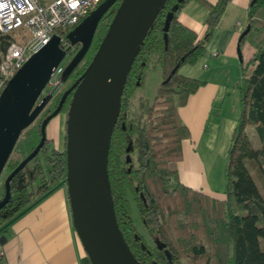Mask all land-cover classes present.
Segmentation results:
<instances>
[{
  "label": "trees",
  "instance_id": "1",
  "mask_svg": "<svg viewBox=\"0 0 264 264\" xmlns=\"http://www.w3.org/2000/svg\"><path fill=\"white\" fill-rule=\"evenodd\" d=\"M187 1H164L126 74L106 162L116 223L140 264H264V248L259 244V239H264V201L243 163L245 157L254 159L264 177V0H250L249 29L239 40L241 47L249 37L251 53L245 64L239 62V113L226 153L221 199L179 182L174 166L181 157V140L189 135L177 108L203 83L179 73L178 68L200 57L228 0H198L207 8L200 37L178 19ZM117 3L118 0L102 14L90 45L60 89L20 132L3 166L4 177L37 143L42 117L55 107L64 88L88 64ZM167 11L171 18L164 31ZM70 28H56L55 32L65 38ZM5 38L6 35L0 36V50ZM155 65L160 68L161 80L151 101H147L138 90L146 71ZM70 97L60 107L64 114ZM247 124L253 125L258 134L257 147L249 145ZM65 172L64 147L57 149L46 137L34 156L10 178L9 198L0 206V234L4 235L5 225L33 200L55 184L65 183ZM0 189L1 198L3 182ZM130 199L150 242L135 227Z\"/></svg>",
  "mask_w": 264,
  "mask_h": 264
},
{
  "label": "water",
  "instance_id": "2",
  "mask_svg": "<svg viewBox=\"0 0 264 264\" xmlns=\"http://www.w3.org/2000/svg\"><path fill=\"white\" fill-rule=\"evenodd\" d=\"M115 1H99L66 32L68 44L65 47L60 44L59 34L52 33L5 81L0 90V173L20 132L52 96L50 92L40 95L52 68L62 60L70 46L79 43L61 71L60 80L64 81L90 45L102 14ZM164 1L118 0L88 64L62 91L55 107L42 117L37 143L3 180L5 190L0 206L9 198L10 178L38 151L46 138L47 121L60 111L64 97L71 90L64 120L65 186L72 224L91 264H140L123 241L116 223L106 162L127 71ZM170 18L171 12L167 11L164 31ZM248 29L246 24L237 38L239 60L238 42ZM93 106L100 109L98 116L94 115ZM92 170L98 172L105 188L90 177ZM4 239L1 234L0 241Z\"/></svg>",
  "mask_w": 264,
  "mask_h": 264
},
{
  "label": "crops",
  "instance_id": "3",
  "mask_svg": "<svg viewBox=\"0 0 264 264\" xmlns=\"http://www.w3.org/2000/svg\"><path fill=\"white\" fill-rule=\"evenodd\" d=\"M249 3L250 0H228L200 57L178 68L179 73L203 83L177 108L189 135L181 140V157L174 162L176 177L184 185L219 199L224 197V164L239 113L241 76L236 43L247 24ZM206 13L207 8L200 1L188 0L178 19L200 37ZM240 50L241 56H250L251 46L250 50ZM233 87L237 92L230 100L229 89ZM63 115L51 118L46 131L59 150L64 146ZM5 227L0 264H91L73 227L62 181L33 200Z\"/></svg>",
  "mask_w": 264,
  "mask_h": 264
},
{
  "label": "built area",
  "instance_id": "4",
  "mask_svg": "<svg viewBox=\"0 0 264 264\" xmlns=\"http://www.w3.org/2000/svg\"><path fill=\"white\" fill-rule=\"evenodd\" d=\"M99 0H0V36L6 35L0 50V90L24 60L45 43L56 28L75 25ZM59 34V33H57ZM60 43L67 40L62 34ZM59 61L51 70L42 93L54 94L61 84ZM3 255L0 241V258Z\"/></svg>",
  "mask_w": 264,
  "mask_h": 264
},
{
  "label": "rangeland",
  "instance_id": "5",
  "mask_svg": "<svg viewBox=\"0 0 264 264\" xmlns=\"http://www.w3.org/2000/svg\"><path fill=\"white\" fill-rule=\"evenodd\" d=\"M74 48H75V46L71 49V52L73 51ZM245 48H248V50H250L249 37H246L244 39V41L241 43V48L240 49H242L244 51ZM71 52H68L62 58L61 61H62L63 64H65L67 62V59H68L69 55L71 54ZM248 55L249 54H246V55L245 54H242L241 61H242L243 64H245L247 62V60L249 58ZM160 80H161V72H160V68H159L158 65H155L154 67L148 69L146 71L145 76H144V79H143V81H144L143 82V86H142V88L140 90H138L139 91L138 92L139 95L141 97H143L145 100L151 101L152 97L154 96L156 86L158 85V83H159ZM229 90H230L229 98L231 100L233 98V96L235 95V92H237V88H234V89L231 88ZM131 101L134 102V99L131 100ZM59 113H63L64 114V112L59 111L55 115H57ZM143 115H145V114H143ZM54 116H52L51 118H53ZM51 118L47 121V123L45 125V134H46V136H48V134H47L46 131H47L48 123L51 120ZM63 118H65V115H63ZM63 124H64V122H63ZM245 133H246V136H247L249 145L251 147H257L259 145L260 140H259L258 134L255 131L253 125L247 124L245 126ZM18 138H20V135L18 136ZM63 138H64V135H63ZM64 139H62V140H64ZM63 147L61 149H63ZM13 155H14V153H13ZM243 163L246 166V168H247L248 172L250 173V175L252 176V178L254 179V182H255V184H256V186H257V188H258V190H259V192H260V194L262 196V199L264 201V177L262 176V174L259 171L258 164L254 161V159L247 158V157L243 158ZM4 173H5L4 172V169H2V171L0 173V184H1V182H3ZM0 194H1V189H0ZM130 205H131V216L133 218V222L135 224V227H136L137 231L144 236V238L146 239V241L150 242V238L146 234L145 228L142 225V223L140 222V218H139V216H138V214L136 212V207H135L134 202H133L132 199H130ZM259 244H260V246L262 248H264V239H261L260 238L259 239Z\"/></svg>",
  "mask_w": 264,
  "mask_h": 264
},
{
  "label": "bare ground",
  "instance_id": "6",
  "mask_svg": "<svg viewBox=\"0 0 264 264\" xmlns=\"http://www.w3.org/2000/svg\"><path fill=\"white\" fill-rule=\"evenodd\" d=\"M72 27V26H71ZM66 39V38H65ZM67 40V39H66ZM239 43V42H238ZM61 44V43H60ZM67 44H68V41H67ZM66 44V45H67ZM75 46V44L74 45H72V46H70L69 47V50H67V53L68 52H71V49L73 48ZM239 49H240V47H239ZM66 53V54H67ZM72 53V52H71ZM240 54H241V51H240ZM61 61V60H60ZM64 66V65H63ZM61 84H62V81H61ZM61 84H60V86H59V89H60V87H61ZM44 88V87H43ZM42 91H43V89H42ZM42 94H45V93H42L41 92V94L40 95H42ZM52 96H53V94H51ZM51 96V97H52ZM45 106V105H44ZM93 112H94V115L95 116H98L99 114H100V109L99 108H97L96 106H93ZM47 137V136H46ZM89 174H90V177L94 180V181H96L102 188H105L104 187V182H103V180H101L100 179V177H99V175H98V172L96 171V170H92V171H90L89 172ZM1 235V234H0ZM2 243V242H1Z\"/></svg>",
  "mask_w": 264,
  "mask_h": 264
},
{
  "label": "flooded vegetation",
  "instance_id": "7",
  "mask_svg": "<svg viewBox=\"0 0 264 264\" xmlns=\"http://www.w3.org/2000/svg\"><path fill=\"white\" fill-rule=\"evenodd\" d=\"M79 46V43H75V47H78ZM77 77V76H76ZM76 77H74L73 79L72 78H70V79H72L70 82H69V85L75 80V78ZM65 79H67V77L65 78ZM65 81V80H64ZM64 81H62V84H63V82ZM62 84H61V86H62ZM66 87H68V86H66ZM65 89V88H64ZM70 95H71V90L66 94V96L64 97V99H63V101H62V104H61V107H62V105H63V103L65 102V100L66 99H68L69 97H70ZM68 101V100H67ZM42 110V109H41ZM120 111V110H119ZM65 115V114H64ZM118 115H119V113H118ZM117 118H118V116H117ZM64 120H65V118H64ZM116 121H117V119H116ZM113 130V129H112Z\"/></svg>",
  "mask_w": 264,
  "mask_h": 264
}]
</instances>
